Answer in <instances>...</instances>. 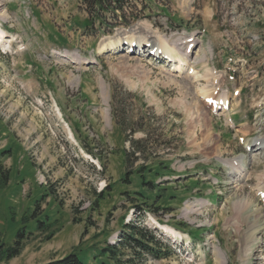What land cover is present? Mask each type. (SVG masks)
<instances>
[{
	"label": "rangeland",
	"instance_id": "1",
	"mask_svg": "<svg viewBox=\"0 0 264 264\" xmlns=\"http://www.w3.org/2000/svg\"><path fill=\"white\" fill-rule=\"evenodd\" d=\"M104 16L86 28L80 0H0V264H264V0ZM163 43L169 61L147 54ZM131 227L159 257L124 244Z\"/></svg>",
	"mask_w": 264,
	"mask_h": 264
},
{
	"label": "trees",
	"instance_id": "2",
	"mask_svg": "<svg viewBox=\"0 0 264 264\" xmlns=\"http://www.w3.org/2000/svg\"><path fill=\"white\" fill-rule=\"evenodd\" d=\"M81 6L83 10L87 14V21L85 22V27H92L95 23L98 24V26H101L103 22H105V16L104 14L111 13L113 18L123 19L125 17V12L130 9V7L133 5L134 0H80ZM141 171V170H140ZM140 173V172H139ZM155 174V173H154ZM140 178H143V175H139ZM145 183V182H143ZM153 185V182H146L145 184ZM21 235V234H18ZM149 241H154L147 239V235L142 232V230H138V228L131 227V232L127 235V237L124 239V244L128 247L138 246L142 250H144L147 253L153 252L151 248L149 247ZM19 241L15 242V247H10V249H7L6 255L4 256V259L8 260L11 257H14L18 255L20 247L17 243ZM121 242V240H120ZM157 244H162L161 241H155ZM104 250H108L111 255H114L115 252L113 251L112 247L109 245H106ZM160 251V250H159ZM162 252V251H161ZM156 254V257L160 256V253L157 254V252H153ZM155 256V255H154ZM162 256H165L163 253ZM40 264H81L79 261L77 255L74 252H71L69 254H66L58 259L50 260L45 263Z\"/></svg>",
	"mask_w": 264,
	"mask_h": 264
},
{
	"label": "bare ground",
	"instance_id": "3",
	"mask_svg": "<svg viewBox=\"0 0 264 264\" xmlns=\"http://www.w3.org/2000/svg\"><path fill=\"white\" fill-rule=\"evenodd\" d=\"M8 38V36H7V34H5L3 31H1L0 30V43H2V42H4L6 39ZM139 39L138 40H136V47H140L139 45ZM132 43V40H129L127 43H126V50H131V49H129V48H131V47H129V46H131L130 44ZM121 48V46H120V44H113V43H107V44H105L104 46H102V47H99V53H105V52H107V51H111V50H119ZM147 50V52H156V53H158V51L160 52L159 54L162 56V57H167V58H172V56H173V54H174V48H171V49H169L168 47H167V45L166 44H160V46H156L155 44H150L149 45V48H147L146 49ZM146 52V51H145ZM150 55V54H149ZM173 60H175L174 62L176 63V65H177V67H178V69H175L176 71H179L180 70V68L182 67V59L179 57H177L176 59H172V61ZM176 67V66H175ZM193 70H191V72H192ZM192 73H194V74H196L197 72H195V71H193ZM199 76V75H198ZM200 77V76H199ZM204 90V89H203ZM210 91L212 92V90L211 89H209L208 90V92H207V94L204 96L203 95V97H204V100H207L208 99V97H209V95H210ZM207 97V98H206ZM213 106V105H212ZM226 109V108H225ZM253 146H255L254 148H255V150H259V149H264V138H255L254 139V143H253ZM231 167L230 168H232V172H229V173H231V175H233V173H238V171L237 170H239V168H237V169H235V168H233L232 167V165H230ZM239 175V173L237 174V176ZM236 176V175H235ZM258 188V187H257ZM261 188H264V183L261 185V187H259L258 189H260V190H263V191H260V193L262 192V196H264V189H261ZM249 233H247V235H246V237H245V241H251V242H254V238H253V236L255 235L254 233H255V230L253 231V230H251V231H248ZM249 246H247L246 247V249L248 250L249 248H248ZM245 249V250H246ZM246 250V251H247Z\"/></svg>",
	"mask_w": 264,
	"mask_h": 264
}]
</instances>
